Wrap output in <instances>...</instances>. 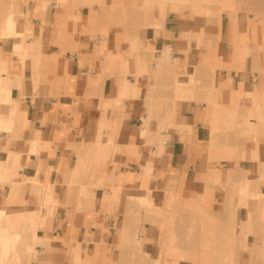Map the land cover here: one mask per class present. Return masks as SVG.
<instances>
[{
	"label": "crops",
	"instance_id": "0c3cea01",
	"mask_svg": "<svg viewBox=\"0 0 264 264\" xmlns=\"http://www.w3.org/2000/svg\"><path fill=\"white\" fill-rule=\"evenodd\" d=\"M106 1L104 10L73 12L33 3L29 18L19 22L29 35L26 45L33 50L25 58L14 52L12 39L0 40V94L10 89L13 98L12 107L0 100V208L29 209L0 217L8 222L0 231L26 223V231L20 228L23 233H37L41 244L34 248L37 259L29 264H73L93 254L99 239L109 237L96 226L109 224V214L77 212L72 202L57 208L49 231L36 232L44 189L54 192L47 198L66 201L69 184H81L87 175L97 182L106 173L108 186L95 187L97 200L106 190L121 195V200L124 192H174L191 199L203 196L206 206L215 208L224 202L222 186L231 184L236 167L257 173L250 150L237 165L213 149L215 108L210 101L240 106L264 82L253 70L259 62L252 55L242 56L230 21L223 20L218 32V58L207 62L214 70L213 93L174 99V92L160 88L164 69L158 70V62L170 47L173 64L165 68L172 67L179 77L194 72L201 62L200 21L185 11L162 16L156 10L160 27L146 26L151 25L152 12L145 13L142 27L123 25L121 19L106 23L111 14L122 18L156 0ZM237 33L249 34L256 47L262 45L261 26L244 23L243 28L237 26ZM94 156L99 160L96 169L85 171ZM213 171H219V180L211 177ZM251 188L264 193V181L252 180ZM116 206L112 202L113 211ZM245 213L246 207L238 208L239 216ZM7 234L0 237L11 236ZM153 237L139 236L147 247L155 246Z\"/></svg>",
	"mask_w": 264,
	"mask_h": 264
},
{
	"label": "rangeland",
	"instance_id": "374dc122",
	"mask_svg": "<svg viewBox=\"0 0 264 264\" xmlns=\"http://www.w3.org/2000/svg\"><path fill=\"white\" fill-rule=\"evenodd\" d=\"M227 1L165 0L164 2V0H156L139 11L137 10L140 14H137L136 10L130 14H124L123 21L120 16L111 14L107 17L106 23L117 22L121 19L123 25L133 23L137 27L139 25L142 27L145 17L148 16L145 13L152 12L153 23L151 22V25L148 23L146 26L160 27L161 22L155 20L154 11L156 10L161 11L162 16L170 12L185 11L199 20L201 23L197 41L198 54L201 57L199 67L184 77H179L172 67L165 68L173 64L170 47L165 50L158 62V70L164 69L160 73L164 76L160 78V88L174 92V99L191 98L195 92L213 93L211 81L214 70L211 71L208 68L207 62L218 58L220 38L218 32L225 19L231 23L238 48L242 45V56L245 58L252 55L254 62H259V68L253 70H258L264 77V59H260L261 53H264V33L262 45L258 47L254 45L255 42L250 41L249 34L239 35L237 33V26L241 25L243 28L244 23L248 26L253 24L254 27L258 25L264 29V1L249 5L237 2L239 0ZM39 2L44 3V9L54 5L58 10L71 12L80 9L93 11L96 7L104 10L107 7L106 0H0V40L12 39L13 50L21 58L33 54V50L27 47L26 42L29 35L24 34V29H21L22 25L19 22L28 19L31 5ZM10 20L15 21V26L17 30L20 28L23 37L11 31ZM16 45H21L20 49L16 48ZM133 50L132 47L130 51ZM133 54L135 53L129 55L133 56ZM135 57H138V53ZM129 86L131 87L130 83ZM247 96L250 98L249 102H243L240 106H226L217 99L210 101V105L215 108L211 127L215 153L239 165L247 158L245 151L250 150L252 155L249 160L257 166V173L252 170L243 171L236 167L230 176L231 184L222 186L226 192L224 202L217 204L215 208L207 207L203 196L191 199L187 195L174 192L163 194L155 191L140 192L149 198L151 205L148 206L143 205L145 203L134 195V192H124L123 200H121V195H110L106 190L102 200H97L98 192L95 187L108 186L106 173L103 179L97 182H95V176L87 175L81 184H69L66 201L51 200L47 198L54 193L51 188L43 190L45 199L37 211L36 232L49 231L57 208L59 206L64 208L72 202L75 203L77 212L96 213L99 210L109 214V224L96 225L99 232L108 233L109 237L99 239V246L94 249L93 254L89 253L84 260L77 258L73 264H264V193L251 188L252 180L264 181V82L256 88L254 94ZM12 104L11 94L9 106L12 107ZM98 163L99 160L94 156L86 163L85 171L95 170ZM211 177L219 180V171H213ZM112 202L117 203L115 211L111 207ZM242 206L246 207V213L241 217L237 211ZM28 211L29 209L25 212ZM16 221L15 219L14 224L18 223ZM111 222L115 227L113 239H111ZM7 224V220L0 221V228L4 229ZM22 228L26 231L27 224L24 223ZM6 231H0V234L20 235L21 233L19 228ZM147 234L154 236L152 241L155 246L140 247L137 245L135 238L144 237ZM29 235L32 234L21 233L19 239L15 238L17 242L13 240L17 243L14 246L16 251L13 248L12 252L15 251V253L11 252L10 258L16 259L17 257L18 261L20 257L21 261L25 258L20 264L27 262V259L32 261L38 255L34 248L41 243H38L37 235L35 239L31 237L30 240L24 239L26 237L29 239ZM22 236L24 237L21 238ZM23 240L28 242V247L26 241L22 242ZM31 245L33 254L30 253ZM23 247L25 254L21 250ZM18 248L22 252L19 257ZM2 249V244H0L1 252ZM12 261L16 263V260Z\"/></svg>",
	"mask_w": 264,
	"mask_h": 264
},
{
	"label": "bare ground",
	"instance_id": "6f19581e",
	"mask_svg": "<svg viewBox=\"0 0 264 264\" xmlns=\"http://www.w3.org/2000/svg\"><path fill=\"white\" fill-rule=\"evenodd\" d=\"M82 1H84V0H82ZM163 1V0H162ZM225 1H227V0H225ZM230 1H232V0H230ZM229 1V2H230ZM237 1V0H236ZM236 1H234V2H236ZM264 0H239V1H237V2H242V3H245L246 5H249L250 3H252V4H258V3H260V2H263ZM164 2H165V0H164ZM228 2V1H227ZM82 3V2H81ZM86 3V2H85ZM93 3V2H92ZM168 3V2H167ZM166 3V4H167ZM103 4V3H102ZM159 4V3H158ZM231 4H232V2H231ZM84 5V4H83ZM160 5V4H159ZM89 6V5H88ZM124 13V12H123ZM150 18V17H149ZM92 19H93V17H92ZM91 19V20H92ZM137 19V18H136ZM135 19V20H136ZM94 20V19H93ZM138 20H139V18H138ZM152 20V19H151ZM136 22V21H135ZM151 22V21H150ZM138 23V22H137ZM140 23V22H139ZM153 23V22H152ZM163 23V22H162ZM128 24V23H127ZM134 24H136V23H134ZM155 24V23H154ZM9 25H10V27H11V31H15V32H17V33H15V34H17V36H20L21 35V30H20V28H19V30H17V28H16V26H15V21L14 20H10V22H9ZM148 25V24H147ZM132 26H134L133 25V23H132ZM135 26H137V25H135ZM131 27V26H130ZM21 29H23V26L21 27ZM133 29H134V27H133ZM20 31V32H19ZM23 31V30H22ZM19 32V33H18ZM18 34H20V35H18ZM23 34V33H22ZM22 36V35H21ZM23 37V36H22ZM19 38V37H18ZM18 41H19V39H17ZM17 42V41H16ZM69 43V42H68ZM18 44H19V42H18ZM17 46V45H16ZM21 46V45H20ZM19 45L16 47V48H19L20 47ZM94 46V45H93ZM67 47V46H66ZM212 49H213V47H211ZM216 48V47H215ZM20 49V48H19ZM59 49H61L60 47H59ZM62 50V49H61ZM19 51V50H18ZM61 53H63V52H61ZM59 54H60V52H59ZM216 54V53H215ZM22 55H23V52H22ZM84 61H86V60H84ZM82 65V64H81ZM80 67V66H79ZM35 68V67H34ZM38 71V70H37ZM87 75V74H86ZM39 77V76H38ZM41 77V76H40ZM64 80V79H63ZM92 80V79H91ZM60 81H62V80H60ZM59 82V81H58ZM86 82V81H85ZM182 82V81H181ZM184 83H185V81H183ZM189 83V82H188ZM57 85H59L58 83H56ZM62 84V83H61ZM183 84V83H182ZM190 84V83H189ZM62 85H64V84H62ZM183 85H185V84H183ZM56 86V85H55ZM54 86V87H55ZM177 86H179V85H177ZM59 87V86H58ZM182 87V86H181ZM177 88V87H176ZM181 89V88H180ZM57 90H59V89H57ZM56 90V91H57ZM178 91V90H177ZM62 92V91H61ZM184 92V91H183ZM11 90L10 89H3L2 91H1V94H0V100L3 102V103H5V104H7L8 106H9V102H10V100H11ZM12 113V112H11ZM3 115V114H2ZM13 115V114H12ZM10 116H11V114H10ZM147 117V116H146ZM143 119V118H142ZM143 121H146V119L145 120H143ZM144 123H146V122H144ZM144 128V127H143ZM146 131V130H145ZM142 132V134L144 135L146 132H144V131H141ZM145 136V135H144ZM36 142V141H35ZM36 144V143H35ZM34 144V145H35ZM32 145H33V143H32ZM32 147V146H31ZM35 149V147H32L31 149L32 150H34ZM11 155V154H10ZM9 158H11V156L9 157ZM253 162V161H252ZM151 169H152V167H151ZM147 170V169H146ZM150 171V170H149ZM149 173V172H148ZM31 177V176H30ZM29 177V178H30ZM33 178V177H32ZM31 178V179H32ZM36 179V178H35ZM34 178H33V180H35ZM30 180V179H29ZM20 183V182H19ZM146 184V183H145ZM23 186V185H22ZM134 195H136L142 202H144L145 204H143V205H145V206H148V205H151V203H150V200H149V198L147 197V196H145L144 194H141L140 192H134ZM147 204V205H146ZM26 208V207H25ZM22 210H25L24 209V207H14V206H8V207H4V208H0V217H6V216H8V215H10V214H14V213H16V212H21ZM34 210V209H33ZM25 211H27V210H25ZM24 211V212H25ZM26 214V213H25ZM17 216V215H16ZM10 219V218H9ZM12 219V218H11ZM36 219V218H35ZM24 220L22 219V222H23ZM14 223V222H13ZM17 224V223H16ZM22 224V223H21ZM18 225V224H17ZM21 227H22V225H20ZM20 227V228H21ZM30 227V226H29ZM20 228H19V230H20ZM21 230H22V228H21ZM21 233H23L22 231H20ZM19 232V233H20ZM34 232V231H33ZM21 233H20V235H21ZM36 233V232H35ZM30 234H32V233H30ZM8 235V234H7ZM10 235V234H9ZM17 235V234H16ZM15 235V236H16ZM19 235V236H20ZM23 235V234H22ZM25 235V234H24ZM28 234H26V236H27ZM34 235V234H33ZM37 235V234H36ZM36 235H35V237H36ZM25 236V237H26ZM12 237V235L11 236H4V237H0V244H2V247H3V249H2V252H1V250H0V264H12V263H14L12 260H16V263H19L20 264V262H22V261H24L25 260V258H23L22 259V261L20 260L21 259V257L19 258V261H18V259H17V257H16V259L14 258V259H12V258H10V254H11V252L13 251V248H14V250L16 251V249H15V247L14 246H16L15 245V243L18 241H16L15 240V238H18V236L17 237H14L13 239L11 238ZM24 236H22L21 238H23ZM29 237V239H27V237L26 238H24V239H26V240H30V237L31 238H33V236L32 235H29L28 236ZM35 237H34V239H35ZM19 239V238H18ZM13 240L14 241H16V242H13ZM25 240V241H26ZM24 240L22 241V242H25ZM135 241H136V243H137V245H139L140 247L141 246H143L144 245V241H143V239H141V238H139V237H137V238H135ZM12 242L14 243L13 245H12V250L10 249V247H11V244H12ZM30 242V241H29ZM26 246L28 245L29 246V244H28V242L26 241ZM17 244V243H16ZM25 244V243H24ZM22 246H23V244H22ZM27 246V247H28ZM183 246V245H182ZM25 247V246H24ZM24 247H23V249H21L22 251H24L25 249H24ZM8 248H9V250H8ZM22 248V247H21ZM32 249V246H31V248H30V253L31 254H33L34 252L31 250ZM11 250V251H10ZM19 250V248L17 249V251ZM21 250H19L18 252H19V254H18V257H19V255H20V253H22V252H20ZM27 250V249H26ZM29 250V249H28ZM184 250V249H183ZM10 251V252H9ZM15 251L14 252H12V254L13 253H15ZM17 252V253H18ZM128 252H131V251H128ZM184 252V251H183ZM194 252V251H193ZM27 253V252H26ZM29 253V252H28ZM27 253V254H28ZM24 254H25V251H24ZM26 254V255H27ZM31 254H29L30 256H31ZM17 256V255H16ZM26 257V256H25ZM31 258V257H30ZM12 259V260H11ZM37 259V258H36ZM29 259H27V263L29 264V261H28ZM18 261V262H17ZM30 262H31V260H30ZM16 263H14V264H16ZM25 264H26V262H25ZM118 264V263H117ZM120 264H122V263H120Z\"/></svg>",
	"mask_w": 264,
	"mask_h": 264
}]
</instances>
